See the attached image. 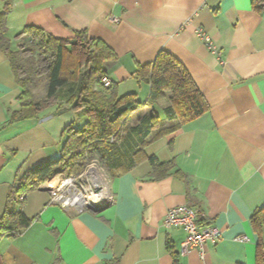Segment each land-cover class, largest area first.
I'll use <instances>...</instances> for the list:
<instances>
[{
  "label": "crops",
  "instance_id": "0c3cea01",
  "mask_svg": "<svg viewBox=\"0 0 264 264\" xmlns=\"http://www.w3.org/2000/svg\"><path fill=\"white\" fill-rule=\"evenodd\" d=\"M252 1L13 0L7 18L13 47L29 38L16 37L28 25L60 38L85 30L116 54L103 68L118 93L145 99L150 86L137 70L164 50L184 64L209 110L145 147L148 156L174 162L167 176L152 178L148 160L112 175L113 200L99 212L51 204L45 183L28 192L14 207L31 224L17 234L0 225V264H174L171 250L180 264H257L252 219L264 206V10ZM3 5L0 0V11ZM20 94L0 48V220L11 188L32 168L60 157L66 128L85 122L72 106H52L37 118L6 124ZM141 111L133 120L148 114ZM161 121L168 123L166 113ZM183 204L201 210L203 225L221 229L217 242L183 252L184 229L163 224L168 210Z\"/></svg>",
  "mask_w": 264,
  "mask_h": 264
},
{
  "label": "trees",
  "instance_id": "16d2710c",
  "mask_svg": "<svg viewBox=\"0 0 264 264\" xmlns=\"http://www.w3.org/2000/svg\"><path fill=\"white\" fill-rule=\"evenodd\" d=\"M3 2L0 48L9 57L21 88L20 107L6 124L37 118L52 106H72L85 122L79 128L72 125L66 128L69 138L60 157L32 168L11 188L8 210L0 220L2 231L17 234L31 224V219L14 207L24 201L20 199L22 196L59 173L79 174L93 161L99 162L110 177L144 160L152 165V178L167 176L174 169V162H162L156 155L148 156L145 147L209 110L204 94L184 64L163 50L153 62L137 70L139 81L150 86L147 98L142 101L137 92L120 95L116 83L109 86L103 83L104 61L116 58L104 41L88 35L85 30H76L73 38H60L41 27L28 25L16 37L19 39L26 34L29 38L13 47L7 24L13 0ZM252 7L264 10V0H253ZM167 95L170 105L165 109L168 121L165 124L154 106ZM144 106L151 107L152 111L127 128L131 115ZM158 125L164 127L149 138ZM252 221L259 235L257 264H264V206L255 212ZM199 223L203 225L202 218ZM171 251L174 264H180L178 254Z\"/></svg>",
  "mask_w": 264,
  "mask_h": 264
},
{
  "label": "built area",
  "instance_id": "2783aa9c",
  "mask_svg": "<svg viewBox=\"0 0 264 264\" xmlns=\"http://www.w3.org/2000/svg\"><path fill=\"white\" fill-rule=\"evenodd\" d=\"M207 45L218 51L210 36H204ZM105 86L111 82L105 77ZM50 192V203L74 212L84 210L96 211L112 202L111 179L106 170L97 161L89 163L79 174L59 173L44 184ZM24 196L20 199L24 200ZM200 209L187 204L178 205L168 210L164 218V226L167 230L180 227L184 229L186 236L182 250L202 249L205 243H215L221 237V229L214 225H201ZM246 237H240L245 240Z\"/></svg>",
  "mask_w": 264,
  "mask_h": 264
},
{
  "label": "rangeland",
  "instance_id": "374dc122",
  "mask_svg": "<svg viewBox=\"0 0 264 264\" xmlns=\"http://www.w3.org/2000/svg\"><path fill=\"white\" fill-rule=\"evenodd\" d=\"M19 34V33H18ZM17 34V35H18ZM22 42V41H21ZM145 97H141V100L144 101ZM167 98H163L161 100H159V102H157L155 104V110L158 112V114L161 115L162 118H165V111L162 109L163 104L167 103ZM145 111H141L140 113L137 114H141V113H150L151 109L149 106H144L143 107ZM136 116V114H133L129 120V122L126 124L127 128H130L131 126L135 125L138 123L139 118L136 120H133V118ZM164 127L163 125H158L157 128L155 129V131L151 134V136L149 138H151L152 136H154L157 132L161 131V128ZM109 175V174H108Z\"/></svg>",
  "mask_w": 264,
  "mask_h": 264
},
{
  "label": "water",
  "instance_id": "95a60500",
  "mask_svg": "<svg viewBox=\"0 0 264 264\" xmlns=\"http://www.w3.org/2000/svg\"><path fill=\"white\" fill-rule=\"evenodd\" d=\"M107 206H108V205H107ZM107 206H104L103 208L98 209V210H96L95 212H99V211L103 210L104 208H106Z\"/></svg>",
  "mask_w": 264,
  "mask_h": 264
}]
</instances>
